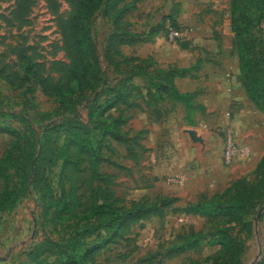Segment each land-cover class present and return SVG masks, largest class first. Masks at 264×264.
<instances>
[{"label": "rangeland", "instance_id": "obj_1", "mask_svg": "<svg viewBox=\"0 0 264 264\" xmlns=\"http://www.w3.org/2000/svg\"><path fill=\"white\" fill-rule=\"evenodd\" d=\"M79 1L0 0V93L6 99L0 105V126L30 137L38 154L43 131L53 124L76 119L92 128L93 103L107 105L114 97L109 90L125 79L104 59L114 27L99 13L92 31L106 82L83 94L78 91L72 79L71 27ZM132 1L136 7L127 15L125 27L138 35L139 42L122 52L132 59L151 58L159 68L191 70L198 76L194 83L181 82L183 90H194L188 108L174 99L159 100L146 89L147 79L139 77L132 82L138 89L126 103L103 116L95 112V119L116 123L107 131L102 124L92 128L99 159L96 164L87 159L80 169L76 182L80 215L91 209L93 191L116 210L143 206L151 211L131 222L130 230L120 232L114 241L88 239L86 246L92 250L88 263L222 264L225 254L217 231L223 228V219L210 212L196 213L192 206L203 196L224 194L239 181L255 183L264 171V114L249 100L243 101L241 86L238 98L227 102L219 78L211 76L219 71L231 74L239 66L232 0ZM169 18L190 31L188 48L167 41L164 25ZM27 65L49 91L73 90V97L80 99L74 110L68 112L45 94L35 78L19 88ZM157 67L149 72L155 73ZM229 127L251 155L226 165L224 132ZM14 142L11 132L0 133V163ZM72 177L73 169L59 159L49 174L54 195L69 191ZM44 207L40 192L30 183L16 206L0 215V264H22L33 247L65 234L59 235L46 222ZM263 207L264 198L246 218L251 232L239 235L246 243L241 264H258L264 258V211L258 218Z\"/></svg>", "mask_w": 264, "mask_h": 264}, {"label": "trees", "instance_id": "obj_2", "mask_svg": "<svg viewBox=\"0 0 264 264\" xmlns=\"http://www.w3.org/2000/svg\"><path fill=\"white\" fill-rule=\"evenodd\" d=\"M135 7L136 2L132 0L79 1L71 27L75 60L72 79L78 91L83 94L106 82L92 31V20L99 13L114 27V32L107 40L104 59L116 74L125 76L118 88L109 90L108 93L114 97L108 100L107 105L97 106L93 103L89 113L92 128L102 124V130L107 131L111 125L114 126L116 121L95 119V112L97 116H103L119 103H126L129 96L138 89L132 82L139 77L147 79L146 89L153 91L159 100L170 98L183 102L187 108L191 105L193 94L182 93L175 81L177 78H187L193 71L159 68L151 58L132 59L122 52L123 47L139 42L138 35L125 27V19ZM231 15L239 79L249 100L264 114V0H232ZM167 26L180 29L171 18L165 22V34ZM182 44L188 48L187 42ZM153 67L157 69L155 73H150L149 69ZM31 78H35L44 93L56 98L68 112H72L80 101L73 97L71 89L58 87L49 91L28 65L24 69L23 82L19 88H22L23 83L30 82ZM5 101L0 93V105H4ZM92 128L76 119L53 124L43 131L41 152L38 154L30 137L0 126V133L11 132L15 136L14 144L0 163V183L4 182L3 189H0V215L16 206L31 183L45 202L43 216L46 222L59 235L65 233L59 240L45 239L33 247L25 253L27 261L22 264H89L92 250L86 246L88 239L97 236L105 238L107 243L114 241L119 238L120 232L130 230L131 222L143 218L151 211L143 206L125 211L116 210L102 200L97 191H93L90 196L91 209L87 214L80 215L76 192L80 169L87 159L93 160L94 164L99 159L92 139ZM32 136L35 137L33 133ZM59 159H63L73 169V177L70 190L62 189L60 195L56 196L52 191L49 174ZM147 188L152 189L153 185ZM263 198L264 171L258 175L255 183L239 181L224 194L203 196L192 206L196 213L210 212L223 219L224 226L217 231L225 254L222 264H241L246 243L239 235L251 232L246 218ZM258 264H264V258Z\"/></svg>", "mask_w": 264, "mask_h": 264}, {"label": "built area", "instance_id": "obj_3", "mask_svg": "<svg viewBox=\"0 0 264 264\" xmlns=\"http://www.w3.org/2000/svg\"><path fill=\"white\" fill-rule=\"evenodd\" d=\"M191 37L190 31L186 29H176L171 26H167L166 39L170 44H178L189 41ZM251 155L249 148L240 145L235 137L232 128L226 129L224 132V151L223 157L226 165H231L236 161L247 160ZM171 183L178 184L177 179H171Z\"/></svg>", "mask_w": 264, "mask_h": 264}, {"label": "crops", "instance_id": "obj_4", "mask_svg": "<svg viewBox=\"0 0 264 264\" xmlns=\"http://www.w3.org/2000/svg\"><path fill=\"white\" fill-rule=\"evenodd\" d=\"M220 73L216 74V73H211V76L213 77H218L219 78V83L221 84L222 87H224V90L226 91L225 97L227 102H233L234 100H236L238 98L237 96V88L238 87H242L240 79H239V75H240V71H239V66L237 67L236 71L231 74H229L227 71H219ZM201 74V73H199ZM198 73H192V75L188 76L187 78H177L175 83L178 87V89L182 92V93H194V90L191 89H182L181 88V82L184 81H189V82H193L194 80L197 78ZM231 78V80H230ZM243 88V87H242ZM244 95H243V101L246 102L247 100H249V98L247 97L244 89H243ZM250 101V100H249ZM248 101V102H249ZM251 102V101H250ZM245 104V103H244ZM253 106L257 109V107L253 104Z\"/></svg>", "mask_w": 264, "mask_h": 264}, {"label": "water", "instance_id": "obj_5", "mask_svg": "<svg viewBox=\"0 0 264 264\" xmlns=\"http://www.w3.org/2000/svg\"><path fill=\"white\" fill-rule=\"evenodd\" d=\"M264 211V207L262 209H260L259 213H258V218L261 216V214L263 213ZM263 253L260 251L259 253V257H262ZM254 264H257V263H254Z\"/></svg>", "mask_w": 264, "mask_h": 264}]
</instances>
